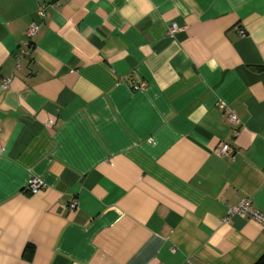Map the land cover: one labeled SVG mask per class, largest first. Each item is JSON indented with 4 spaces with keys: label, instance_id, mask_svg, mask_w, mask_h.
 Listing matches in <instances>:
<instances>
[{
    "label": "crops",
    "instance_id": "1",
    "mask_svg": "<svg viewBox=\"0 0 264 264\" xmlns=\"http://www.w3.org/2000/svg\"><path fill=\"white\" fill-rule=\"evenodd\" d=\"M244 199L264 215V0H0V264H257Z\"/></svg>",
    "mask_w": 264,
    "mask_h": 264
},
{
    "label": "built area",
    "instance_id": "2",
    "mask_svg": "<svg viewBox=\"0 0 264 264\" xmlns=\"http://www.w3.org/2000/svg\"><path fill=\"white\" fill-rule=\"evenodd\" d=\"M38 15H40V16L46 15L43 7H41L38 10ZM37 31H38V27L36 24H32L28 28V30L25 34L26 44L23 48L22 54H27L32 49L31 40L36 36ZM176 31H177V27L175 25H173L172 27H170L168 29V35L173 36ZM238 33H239L240 37L245 36V31L242 29H240ZM7 84H8V82H5L3 87L5 88L7 86ZM140 87H142V85H140ZM227 120H228L229 124L232 125L233 127H238L240 125L238 118L236 117V115L233 112L228 111ZM237 134H238L237 130H234L233 135L236 137ZM217 154L220 157L232 158L234 155V151L230 145L224 143V144H221L217 148ZM43 187H44V184L41 180L32 179L28 185V191L32 192V193L37 192L38 190H40ZM68 208L70 211H75L77 209V205H76V203H70ZM236 215L249 217L252 220L258 222L262 226V228H264V215L255 211L252 208L249 199H244L239 204H237V206L229 209L226 217L224 218V222H227L232 216H236Z\"/></svg>",
    "mask_w": 264,
    "mask_h": 264
},
{
    "label": "trees",
    "instance_id": "3",
    "mask_svg": "<svg viewBox=\"0 0 264 264\" xmlns=\"http://www.w3.org/2000/svg\"><path fill=\"white\" fill-rule=\"evenodd\" d=\"M257 264H264V261H259Z\"/></svg>",
    "mask_w": 264,
    "mask_h": 264
}]
</instances>
